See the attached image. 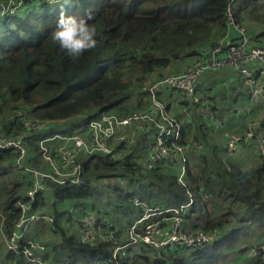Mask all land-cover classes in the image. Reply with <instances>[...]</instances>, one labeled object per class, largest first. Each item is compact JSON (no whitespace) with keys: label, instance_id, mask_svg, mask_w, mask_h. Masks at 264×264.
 Returning <instances> with one entry per match:
<instances>
[{"label":"trees","instance_id":"trees-1","mask_svg":"<svg viewBox=\"0 0 264 264\" xmlns=\"http://www.w3.org/2000/svg\"><path fill=\"white\" fill-rule=\"evenodd\" d=\"M262 2L98 0L97 6L91 7L89 0H71L69 5L61 0L54 6L43 0H26V9L0 16V127L7 131L19 129L15 118L5 116L16 109L33 117L64 122L89 120L102 113L125 115L143 110L147 99L141 85L148 78L164 69L177 72L175 65L190 59L191 64L204 47L219 43L228 26L224 15L228 4L234 21L238 24L246 19V25L252 19V9ZM61 13L77 18L91 16L88 23L96 29L97 47L79 57L61 49L51 39ZM257 24L258 32L249 27L246 32L264 46V18ZM178 93L187 100L182 92ZM220 95L216 88L210 97L215 102ZM196 105L200 108L203 103ZM207 124L196 114L191 122L180 123L179 143L193 136L203 145L202 153L190 161L187 156L185 185L177 181V171L171 170L168 156L151 168L137 166L133 155L123 160L101 153L79 156L78 181L49 183V189L39 194L34 204L36 211L53 217L51 231L60 237L52 245L53 258L67 264H220L224 247L240 242L237 252L243 255L264 244V159L253 140L248 145L256 151L248 166L241 159L226 157V138ZM222 125L226 128V124ZM261 125L264 128V119ZM52 129H57L55 124ZM37 135L27 138L33 165H37L33 160V152L37 156ZM14 157L12 150L0 149V222L5 234L20 216L15 203L28 184L23 172L12 171ZM115 176L125 179V184L108 182ZM134 196L162 209L190 202L180 213L183 226L189 230H215L214 239L191 247L168 245L155 249L139 244L113 257L114 243L102 235L111 232L120 245L126 243V230L122 233L117 224L123 225L131 218V210L138 208L132 204ZM62 202L69 209V204L74 205L79 214L96 211L107 221L112 220L105 216L107 209L120 214L115 215L116 223L112 220L111 225L103 227L95 242L85 243L63 226L64 217L71 221L72 212L61 211ZM23 244L20 241V249ZM4 257L9 264H31L24 262L21 251L8 247ZM255 261L250 256L239 264ZM8 263L0 260V264Z\"/></svg>","mask_w":264,"mask_h":264},{"label":"built area","instance_id":"built-area-1","mask_svg":"<svg viewBox=\"0 0 264 264\" xmlns=\"http://www.w3.org/2000/svg\"><path fill=\"white\" fill-rule=\"evenodd\" d=\"M43 1L53 3L51 0ZM25 2L26 0H0V16L15 14L25 6ZM224 15L228 26L234 28L236 34L229 35L225 44L214 43L204 47L198 57L183 70L156 75L145 81L141 89L147 93L149 102L143 110H135L125 115L102 113L85 120L83 127L72 132H58L59 130L52 129L53 124L58 121L33 117L22 109H16L8 115V118H15L20 127L15 131H7L0 127V149L14 152V166L26 175L28 182L24 195L15 203L20 210V216L13 222L9 233L5 234L1 228L8 248L21 251L31 264H60L58 261L46 259L47 248L42 240L30 238L22 241L31 222L43 220L53 226V217L50 213L34 211L36 199L39 194L49 189V183L77 182L81 172L79 156L101 153L123 160L124 150L115 148L111 142L117 131L137 128L145 131L146 125H149L151 130L155 131V148L149 152L146 166L151 168L160 158L174 153L179 163L176 179L181 185H185L186 147L178 142L180 122L168 113L158 91L169 88L182 92L185 99L193 103L202 102L203 114L210 116L211 102L196 93L199 79L208 70L231 67L239 79L235 83V88L241 90L244 84L248 85L249 102L258 103L264 95V80L259 82L256 80L258 75L264 74V46L258 45L247 34L246 29L234 21L230 4L225 7ZM182 110L185 116H188L189 111L185 108ZM242 110L238 108L236 112L241 113ZM250 110V106L245 109L247 112ZM243 131L242 134L233 135L228 146L233 148L239 142L248 143L253 140L264 159V129H257L253 121L247 120ZM36 133L38 134L35 141L36 157L42 167L33 165L29 157L27 138ZM119 138L126 144L122 134ZM108 181L125 184V179L116 176L109 178ZM132 204L137 206L140 212L126 227V243L120 245L111 232L102 235L106 241L114 243L113 257H117L119 253L125 254V247L139 244H146L155 249L168 245L191 247L214 239L216 234L215 230L212 232L189 230L183 226V217L180 213L190 202L178 208L162 209L133 197ZM74 209L73 205L71 210ZM77 225L80 241L93 243L97 236H101L100 231L103 227L111 224L95 212H88L78 215ZM20 241L24 243L22 249L19 247ZM250 256L253 260L256 259L254 264L264 263V244L254 246Z\"/></svg>","mask_w":264,"mask_h":264},{"label":"crops","instance_id":"crops-1","mask_svg":"<svg viewBox=\"0 0 264 264\" xmlns=\"http://www.w3.org/2000/svg\"><path fill=\"white\" fill-rule=\"evenodd\" d=\"M263 7V2L260 3ZM256 13L255 16H253V13L250 15L253 17L251 21L255 18H260L262 20L264 17H259ZM250 20H247L246 25L249 26L251 31L258 32L259 27H257V23L251 24ZM257 24V25H256ZM235 31H233L229 26H227L226 31L224 32L223 36L218 41L220 44H225L227 41V38L229 35H233ZM263 43L264 38L262 37ZM192 60L190 59L188 63L182 64L179 67L174 66L175 70L181 71L183 70L187 64H189ZM173 72H176L172 70ZM208 71H222L223 77L221 79H217L214 76H208L205 79H202V77L199 79L198 83V92L200 94L202 93L208 100L211 102L210 106V116H206L203 113V110L199 105L197 106L196 103H192L189 100L182 99L181 95L176 90L168 89V88H162L158 91L159 98L165 103L166 109L168 113L180 123L185 122H191L193 118V114H196L201 119H203L205 122L208 121V126L213 131H220V136L226 138V157H230L232 159H241V161L246 164L247 166L251 164L253 161L252 156L255 154V147L252 145H248L249 143H244L241 145L240 143H237L234 145L233 148L228 146V137L234 133H242L245 127V122L247 120L253 121L254 125L257 129H264L261 126V120L264 119V95L260 98L258 103H251L249 102V96H250V90L248 85H243V88L241 90H238L235 88V83L239 81L238 77L234 75L233 69L231 67H224L222 69L218 70H208ZM207 72V71H206ZM159 74L164 73H171V70L165 69L164 71L158 72ZM157 73H154L152 75V78L155 77ZM152 78H148L152 79ZM259 81L264 80V74L258 75L257 79ZM218 88V90L221 92L220 97L217 96L216 101L214 102L211 95L214 94L215 89ZM148 104V95L145 94ZM222 97V98H221ZM220 98V99H218ZM146 104V106H147ZM145 106V107H146ZM251 107V110L249 112L245 111L247 107ZM183 108L187 109L189 111L188 116H185L183 112ZM238 108L243 109L241 113H237L236 110ZM12 111H8L5 113V116L8 117V115ZM226 124V128L222 125ZM83 127V126H81ZM122 134L124 136V141L126 144H124L120 138L119 135ZM112 146L115 148L119 147L124 150L125 157L128 155H133L137 157V166L140 167H146V163L149 160V152L155 148V137H154V131L151 130V127L149 125H146L145 131L141 129H126L117 131L113 139L111 140ZM186 147L185 154H186V163H187V156L188 160L200 153L203 152V145L200 142V140L196 139L193 136H189L186 143H183ZM117 148V149H119ZM169 163L170 168L172 171H178L179 169V163L177 161V155L174 153L170 154L169 156ZM161 159V158H160ZM159 159V160H160ZM33 160L36 161L37 167H42L41 163L36 157L35 152H33ZM159 160L157 161L156 165H158ZM155 165V166H156ZM245 165V166H246ZM73 205L69 204V207L71 209ZM79 207V206H78ZM59 208L61 211H69L72 212V218L70 222H73L75 227V233H70L76 235L77 239H79V227L77 225V218L79 213L77 210H70L69 208L64 207V202L59 204ZM34 211H36L34 209ZM133 214H131V218L128 221H123L124 224L122 225L121 222H118L117 227H120L122 229V233H125L126 227L129 224V222L138 215L140 209H133L131 210ZM89 212H96V211H89ZM116 213V212H115ZM120 214L119 212L114 214L117 215ZM107 218V217H106ZM108 219V218H107ZM117 219V217H116ZM122 219V218H121ZM109 221V219H108ZM111 221V222H110ZM109 223L112 224V220H110ZM64 222H68V220L64 217ZM63 222V226H64ZM67 226V225H66ZM65 226V227H66ZM40 227V230L38 228ZM51 225L47 222L41 221H34L31 222L25 232V238L22 239L24 242L27 239L35 238L42 240L43 234H45L48 231L47 236H51ZM54 233V232H53ZM4 240L3 234L0 233ZM44 243L47 241L46 244V259L48 260H55L58 261L60 264H67L64 261H60L58 259H54L53 255L51 254V248L53 244H56L60 241V237L57 234H54L52 236V239L46 238V240H42ZM5 242V240H4ZM6 244V243H5ZM25 257V256H24ZM9 264V263H8Z\"/></svg>","mask_w":264,"mask_h":264},{"label":"rangeland","instance_id":"rangeland-1","mask_svg":"<svg viewBox=\"0 0 264 264\" xmlns=\"http://www.w3.org/2000/svg\"><path fill=\"white\" fill-rule=\"evenodd\" d=\"M90 1V6L91 7H96L97 6V2H98V0H89ZM40 5V4H39ZM50 6H54V5H56V3H54V4H49ZM263 5H264V2H263ZM37 7V6H36ZM24 9H26V8H22V10H24ZM80 11H81V8H80ZM257 12H259L257 15L259 16V17H264V7L261 5V4H259V5H257V6H255L253 9H252V11L250 12V13H253V16H255L256 15V13ZM253 18V17H252ZM241 20V19H240ZM245 21H246V19L245 20H241V21H239V23L238 24H240L241 26H243L245 29H246V31H247V27H249L248 25H243V24H245ZM258 21H260V18H255V19H253V21H251L250 23L251 24H253V23H257ZM176 66H180L179 64L178 65H176ZM165 70V69H164ZM163 70V71H164ZM223 72L222 71H207V72H205L202 76V79H205V78H207L208 76H214L215 78H217V79H221L222 77H223ZM84 123H85V120L83 119V118H80V119H76V120H66L65 122H58V123H55V127L57 128V129H59V130H63V131H68V132H72V131H75L77 128H79V127H81V126H84ZM63 131H58V132H63ZM242 132H244V131H242ZM235 134H239V133H234V134H232V135H230L229 137H228V142H230V139H231V137L233 136V135H235ZM117 148H119V147H117ZM160 153V152H159ZM16 170L17 171H19L18 169H16V167L14 166H12V171H14V172H16ZM154 205V204H153ZM108 210V213H106V217L108 216V217H110L112 220H114V223H116L117 221L115 220V215H114V213H113V210L112 209H107ZM107 217V218H108ZM110 221V220H109ZM111 222V221H110ZM67 225V226H66ZM66 226V227H65ZM64 227L65 228H67L68 229V232H69V234L70 233H75V227H74V224H73V222H70V221H68V222H64ZM38 230H40V227L38 228ZM0 233L2 234V232H1V222H0ZM47 234H48V231L45 233V234H43V237L41 238L42 240H46V238H51L52 239V236H54V234L55 233H51V236H47ZM240 239H244L243 237H241ZM248 240H251L250 238H248ZM241 245L242 243H238L236 246H234V247H224L223 249H222V251H223V254H224V256H223V258L221 259V261H220V264H239L240 263V261L241 260H243V261H248L249 260V258H250V256H249V253L251 252H249V250L248 251H246L243 255H242V253H238L237 252V247H238V245ZM254 248V247H253ZM125 249H126V251H130L132 248H130V247H125ZM252 250V249H251ZM7 252V245L5 244V242H4V240H3V238H2V236L0 235V260L3 262V263H8V260L4 257V255H5V253ZM149 253H151V252H149ZM26 258H24V262H26Z\"/></svg>","mask_w":264,"mask_h":264},{"label":"clouds","instance_id":"clouds-1","mask_svg":"<svg viewBox=\"0 0 264 264\" xmlns=\"http://www.w3.org/2000/svg\"><path fill=\"white\" fill-rule=\"evenodd\" d=\"M51 2L58 3L61 2V0H51ZM62 3L64 5H69L71 0H62ZM90 19L91 16L77 18L61 13L57 19L56 28L51 33V39L57 43L61 49L66 50L68 55L79 57L84 52L97 47L96 29L88 23ZM58 122H64V120H59Z\"/></svg>","mask_w":264,"mask_h":264}]
</instances>
